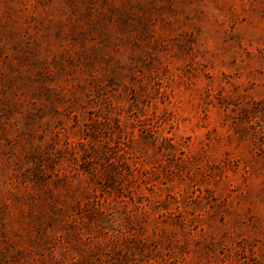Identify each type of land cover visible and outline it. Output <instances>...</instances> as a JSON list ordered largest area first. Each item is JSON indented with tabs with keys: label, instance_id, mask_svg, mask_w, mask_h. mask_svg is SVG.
Returning <instances> with one entry per match:
<instances>
[{
	"label": "rangeland",
	"instance_id": "rangeland-1",
	"mask_svg": "<svg viewBox=\"0 0 264 264\" xmlns=\"http://www.w3.org/2000/svg\"><path fill=\"white\" fill-rule=\"evenodd\" d=\"M0 264H264V0H0Z\"/></svg>",
	"mask_w": 264,
	"mask_h": 264
}]
</instances>
